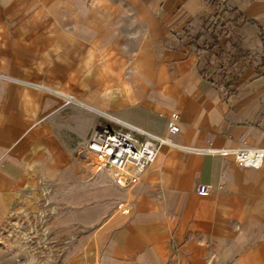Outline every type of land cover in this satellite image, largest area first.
Returning a JSON list of instances; mask_svg holds the SVG:
<instances>
[{
  "label": "crops",
  "instance_id": "obj_1",
  "mask_svg": "<svg viewBox=\"0 0 264 264\" xmlns=\"http://www.w3.org/2000/svg\"><path fill=\"white\" fill-rule=\"evenodd\" d=\"M223 1L243 41L208 54L183 35L204 0H0V75L38 88L0 79L1 226L36 201L66 264H90L95 244L99 264H264V164L202 152L264 150V0ZM79 114L172 146L124 195L84 169Z\"/></svg>",
  "mask_w": 264,
  "mask_h": 264
},
{
  "label": "built area",
  "instance_id": "obj_2",
  "mask_svg": "<svg viewBox=\"0 0 264 264\" xmlns=\"http://www.w3.org/2000/svg\"><path fill=\"white\" fill-rule=\"evenodd\" d=\"M2 21L3 17L0 16V22ZM0 79L38 89L32 84L11 80L1 75ZM168 118V133L170 135H178V114L172 113ZM115 124L117 127H105L95 133V137L86 149L90 150L92 148L90 153H93V157H86L85 162L90 167L88 169L89 172H105L115 187L121 193L123 192L129 196L152 168L161 147L172 146V143L169 138L161 139L137 129H131L141 137L140 139L134 138L128 133H123L122 128L126 127L123 123ZM202 152L209 155L220 153L223 156H227L230 153L234 162L242 171L249 169L259 170L264 164V150L259 148H243L228 152H217L215 150ZM197 193L200 197L209 196L208 189L205 186H200Z\"/></svg>",
  "mask_w": 264,
  "mask_h": 264
},
{
  "label": "rangeland",
  "instance_id": "obj_3",
  "mask_svg": "<svg viewBox=\"0 0 264 264\" xmlns=\"http://www.w3.org/2000/svg\"><path fill=\"white\" fill-rule=\"evenodd\" d=\"M213 18L214 16L210 17L208 22L214 23ZM190 29L192 28L189 27V30ZM242 41L243 40H241L240 44ZM217 53L215 56H217ZM230 59H232L230 56L225 57L224 60L217 59L215 64L217 66H223L227 64V60ZM77 119L80 121V128H76L75 133L79 131L82 135L79 157L82 160L84 169L89 175L97 174L89 172L88 169H90V167L85 162L87 146L95 137V133H98L105 127H117V125L114 121L98 117L95 118L96 121L93 122L83 114H79ZM89 120L91 121L89 122ZM122 131L123 133L130 134L134 138H141L137 132L135 133L129 127H123ZM75 137L73 136L71 139H75ZM102 173L108 177L105 172ZM44 203H40L39 208H42ZM21 205L22 210L16 217L12 216L9 221L2 224V226L0 225V264H66V258L60 253V249H62L61 246L65 245V243L55 240L53 235L50 234L49 229L46 228V213H44V211L41 212V210L37 213L33 210L32 207L36 205V201L35 203L32 202L31 204ZM124 209V207H121L119 211L123 212L125 211ZM91 252L92 254L88 257L86 256L85 259L88 260L90 264H96L94 249H91Z\"/></svg>",
  "mask_w": 264,
  "mask_h": 264
},
{
  "label": "trees",
  "instance_id": "obj_4",
  "mask_svg": "<svg viewBox=\"0 0 264 264\" xmlns=\"http://www.w3.org/2000/svg\"><path fill=\"white\" fill-rule=\"evenodd\" d=\"M206 8V19L199 32L194 28L185 29L183 35L192 45H197L199 50L210 54V52L219 45L220 39L225 38L231 44V49L238 48L240 44L241 22L245 23L240 10L228 7L226 1L223 0H204ZM214 16V23L208 22L210 17ZM223 53L219 52L216 59H222ZM239 59L232 58L227 60V67L224 69L220 66L221 78L225 80L227 77L235 78V72L238 68ZM209 67V66H208ZM206 67V69L208 68ZM227 86V85H226ZM229 88V86H227Z\"/></svg>",
  "mask_w": 264,
  "mask_h": 264
},
{
  "label": "bare ground",
  "instance_id": "obj_5",
  "mask_svg": "<svg viewBox=\"0 0 264 264\" xmlns=\"http://www.w3.org/2000/svg\"><path fill=\"white\" fill-rule=\"evenodd\" d=\"M104 117V116H103ZM106 117V116H105ZM104 117V118H105ZM92 150V148L89 150H86V152H87V155H85L86 157H88V158H91V157H93V153H90V151ZM93 249H94V257H96V260H95V262H96V264H99V257H98V246H97V244H95L94 246H93Z\"/></svg>",
  "mask_w": 264,
  "mask_h": 264
}]
</instances>
